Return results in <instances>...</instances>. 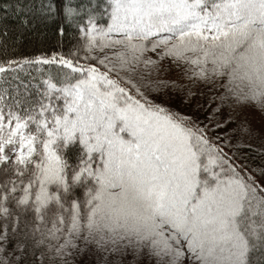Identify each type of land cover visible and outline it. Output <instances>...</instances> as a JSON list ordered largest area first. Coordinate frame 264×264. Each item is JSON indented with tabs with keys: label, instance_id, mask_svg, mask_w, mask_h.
<instances>
[{
	"label": "snow or ice",
	"instance_id": "snow-or-ice-1",
	"mask_svg": "<svg viewBox=\"0 0 264 264\" xmlns=\"http://www.w3.org/2000/svg\"><path fill=\"white\" fill-rule=\"evenodd\" d=\"M0 264H264V0H0Z\"/></svg>",
	"mask_w": 264,
	"mask_h": 264
}]
</instances>
